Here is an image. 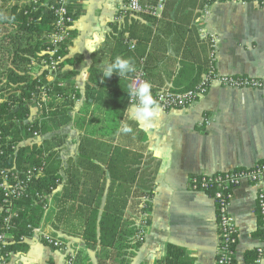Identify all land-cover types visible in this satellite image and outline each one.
Segmentation results:
<instances>
[{"label": "crops", "instance_id": "0c3cea01", "mask_svg": "<svg viewBox=\"0 0 264 264\" xmlns=\"http://www.w3.org/2000/svg\"><path fill=\"white\" fill-rule=\"evenodd\" d=\"M124 3L72 5L75 23L59 78L79 97L46 119L38 139L25 143L44 151L48 171L59 177L37 228L67 249L61 252L32 236L10 246L8 264H66L73 252L74 264H158L171 247L185 252L186 264H217L216 206L211 195L191 191L189 180L264 161V8L232 0H168L160 18L129 14L117 21ZM209 36L217 40L218 75L255 78L263 88L215 86L187 110L159 111L144 121L128 103L131 73L102 76L117 56L131 59L136 68L144 60L151 86L187 92L209 70ZM89 175L95 181L99 175V183L86 182ZM74 176L86 180L72 184ZM65 191H75L76 198L65 197ZM144 193L150 220L145 240L136 245L132 205ZM257 195L249 182L234 193L236 264H252L257 250L264 249ZM106 214L121 215L118 235L113 242L106 238L108 247L101 243L100 227ZM91 218L96 242L83 237Z\"/></svg>", "mask_w": 264, "mask_h": 264}, {"label": "built area", "instance_id": "2783aa9c", "mask_svg": "<svg viewBox=\"0 0 264 264\" xmlns=\"http://www.w3.org/2000/svg\"><path fill=\"white\" fill-rule=\"evenodd\" d=\"M28 1L34 3V5L41 4L42 6H48L47 1L43 3V0ZM76 1L78 0H58L56 6L53 8L55 21L53 24V31L47 37L46 48L43 53L44 58L39 62H32L31 67L34 70H38V72L35 71L36 74H45L48 84H54L58 80L65 64L66 52L71 40V31L75 23L71 8ZM167 1L168 0H158L155 5H142L141 0H125L120 14L117 17V21L129 14H145L160 18L164 12ZM205 1L209 4L218 0ZM232 1H237L242 4H255L259 8H264V0ZM209 44L212 49L209 70L203 75L199 84L193 90L177 93L168 87L155 88L151 86L153 98L159 105L160 112L168 113L174 110H187L204 98L215 86L233 90H260L263 88V83L255 78L218 75L214 64L217 48V40L214 36H209ZM130 48L134 49L135 45H130ZM129 80L130 83H135L137 86L142 82H148L144 60H141L139 66L136 68V72L132 73ZM63 85L64 84L59 83L60 87ZM49 89L50 88L44 86L40 87L39 90H41V93L39 97L33 96V105L31 106L34 107V112L38 115L31 121L30 125H34L35 123L41 124L50 116L52 110L48 106L47 99V91ZM75 90H78V88H75ZM72 100L77 101L75 96H72ZM3 102L4 101L0 99V103ZM128 103L133 107L138 101L135 97L129 96ZM42 114L45 115L43 116ZM205 123L209 125L210 121H206ZM30 132H32L33 138L38 139L40 137L38 131L30 130ZM7 140L10 142L11 138ZM11 150L16 152L17 146H12ZM45 168L46 165L42 164L22 172L18 171L16 167L5 168L0 164L1 213L4 214V231L0 233V264H8L10 246L16 242L19 244L24 243L32 236L38 237L40 240H43L48 245L61 252L67 249L62 241L52 238L50 235L42 232L41 229L32 227L31 225L27 227V234L21 236L19 241H17L13 233L15 229L13 220L18 218V212L16 211L17 203L30 196L32 183L36 178L44 175ZM243 182H249L257 189V211L260 218L262 240L264 242V161L258 162L251 168L233 170L227 173L197 174L192 176L189 180V188L191 191L209 194L214 200L219 234L217 264H236L239 232L230 209L233 203L235 190ZM36 198H42V196L36 193ZM46 199L47 198H45V200ZM147 201V198H143L140 207L144 208ZM147 217V213L139 214L136 242L142 243L145 240L148 229ZM76 257V253H69L66 264H74ZM261 257H264L263 248L257 250L255 260L252 264H256L257 259Z\"/></svg>", "mask_w": 264, "mask_h": 264}, {"label": "trees", "instance_id": "16d2710c", "mask_svg": "<svg viewBox=\"0 0 264 264\" xmlns=\"http://www.w3.org/2000/svg\"><path fill=\"white\" fill-rule=\"evenodd\" d=\"M46 1L48 2L47 7L41 4L34 5L28 0H0V99L4 101L0 103V164L5 168L16 167L18 171L22 172L47 164L44 151L35 146L25 145L28 140L33 138L30 130L42 134L46 121L44 120L42 125L38 123L30 125L37 114L34 112V107L31 106L33 105V96L39 97L40 87L50 88L47 91L48 106L52 110L50 117L61 111L62 106L65 108V106L74 104L72 96L79 97L71 84H64L59 77L54 84H48L45 74L37 75L31 67L33 61L39 62L44 58L47 37L53 31L55 21L53 8L58 0H43L42 3ZM145 16L155 18L152 15ZM121 43L123 44V40H120ZM59 83L64 85L60 87ZM195 87L196 85L189 90H193ZM8 138H11L10 142L7 140ZM12 146H17L16 152L11 150ZM111 177L113 178L112 174ZM83 178L78 179L77 176H74L71 183L78 184ZM94 178L95 175H89L87 180L84 179L93 185L96 181L99 183L97 179H101V177L98 175L96 181ZM135 178L136 175L127 181L133 184ZM58 179L59 177L48 171L46 166L44 175L36 178L32 183L30 196L17 203L18 218L13 220V225H15L13 233L17 241L21 236L27 234L29 225L32 227L41 225L45 214V198L57 189ZM36 193H39L42 198H36ZM70 194L71 197L76 198L75 191H65V197H70ZM146 196L148 195L145 193L139 195L136 199L138 202L133 203L132 207H134L136 218L140 213H147L149 222L150 201L146 202L144 208L140 207L141 200ZM1 208L2 197L0 195V233L4 231V214L1 213ZM119 216L106 214L101 220V243L106 247L109 245L106 243V238L112 239L113 242L118 235L121 220ZM95 222V218L89 220L83 236L85 241H97ZM137 231L135 226L134 235H137ZM16 244L20 245L16 242L11 249L17 246ZM135 244L140 243L136 242ZM184 255L183 250L171 247L167 258L158 264H186L183 260Z\"/></svg>", "mask_w": 264, "mask_h": 264}, {"label": "clouds", "instance_id": "9594fccd", "mask_svg": "<svg viewBox=\"0 0 264 264\" xmlns=\"http://www.w3.org/2000/svg\"><path fill=\"white\" fill-rule=\"evenodd\" d=\"M134 72H136V67L131 59L117 56L114 62L104 67L102 76L103 78H110L115 73L121 78H124ZM127 93L130 97H135L138 101L133 106V111L138 119L147 121L158 116L160 111L159 105L153 98L151 84L149 82H142L139 86L135 83H130ZM125 131H130V129H125ZM256 264H264V257L258 258Z\"/></svg>", "mask_w": 264, "mask_h": 264}]
</instances>
